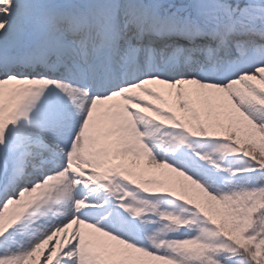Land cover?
I'll list each match as a JSON object with an SVG mask.
<instances>
[{"label": "rangeland", "instance_id": "rangeland-1", "mask_svg": "<svg viewBox=\"0 0 264 264\" xmlns=\"http://www.w3.org/2000/svg\"><path fill=\"white\" fill-rule=\"evenodd\" d=\"M251 3L253 5L249 7L248 15L252 13L255 4L262 3V0H252ZM199 18L206 21L204 15ZM105 21L107 22V19ZM207 22H210L209 19ZM254 24L258 30L264 28L261 19H255ZM245 57L247 59L241 65L236 86L226 90L210 88L197 92L195 84L200 81L196 80L191 89L181 90L180 96L175 97L177 109L181 110L190 124H198L199 131L211 127L207 122L213 124L225 118H228L231 124L241 125L240 119L246 115L240 102L243 95L259 91L264 103V49L258 53L247 51ZM229 97L235 101L232 106L225 104ZM54 100L57 98L54 97ZM54 107L55 104L52 109ZM229 107H232L233 113L229 112ZM141 111H147L150 115L152 106L145 105ZM258 118L255 123L259 130L263 131L264 109ZM147 129L151 133L149 140H152L154 146L159 145L155 141V130L150 124ZM175 138L171 133H167L164 149H158V157L153 154L148 158L143 151V145L133 154L126 152L124 146L120 147L122 157L119 172L122 176L130 179V175L134 174V182H140L146 189L153 188L155 193L166 190V194L158 200L155 208H144L145 212L141 217L143 222L139 224L143 235L132 247H129V241L123 238L120 232L118 236L112 234L115 232H110L112 235H108L107 241L101 242L100 248L87 262L78 263L76 253L72 251L70 261L73 264H219L212 254H209V246L225 239L222 228L231 225L233 222L230 221L238 218L241 210L251 206L252 191L247 179L250 171L241 170V162L235 157L220 159L203 148H198L197 158H194L187 153L188 145L185 143L189 142ZM174 141H179V144ZM131 157H134V160ZM189 160L193 163L200 162L198 169L191 167L195 175H192L190 169L192 164L186 166ZM125 168L130 171L128 175ZM195 181L200 186L194 192ZM204 190L213 191V195L221 201L218 209L224 213L217 212L219 225L196 213L194 193L205 195ZM26 198L25 194L18 206H11L15 217L10 216L9 207L3 211L4 215H0V218H6V224L0 228V264H32V260L28 258L30 242L26 243L27 237L33 235L32 231L20 229L27 220H32H20L21 206ZM46 216L51 217L50 214ZM10 225L12 230L8 231L7 227ZM132 228L130 225L128 230L131 231ZM118 229L127 228L123 224ZM231 241L236 243L233 238Z\"/></svg>", "mask_w": 264, "mask_h": 264}, {"label": "trees", "instance_id": "trees-1", "mask_svg": "<svg viewBox=\"0 0 264 264\" xmlns=\"http://www.w3.org/2000/svg\"><path fill=\"white\" fill-rule=\"evenodd\" d=\"M250 130L249 136H237L245 151L254 157L256 161V170L258 171L257 181H253L255 187L254 199L255 202L252 208H248V212H244L237 223L232 227L227 234L232 235L238 240L240 248L238 256L230 257L222 255L219 259L222 264H232L238 260V264H246L255 262L256 264H264V216H260L259 212L264 209V135L252 133ZM257 223V224H255ZM263 232V239L253 240L250 226ZM260 228V229H259ZM237 247V246H236Z\"/></svg>", "mask_w": 264, "mask_h": 264}, {"label": "bare ground", "instance_id": "bare-ground-1", "mask_svg": "<svg viewBox=\"0 0 264 264\" xmlns=\"http://www.w3.org/2000/svg\"><path fill=\"white\" fill-rule=\"evenodd\" d=\"M20 44H21V42H20L19 40H16V39H15L14 41L4 43V45H6V47H8V48H12L14 45L20 46ZM72 81L75 82V79H72ZM81 99H83V97H82V96H79V98H78V102H79ZM79 107H80V106H79ZM41 193H42L41 188H36L35 191H34V198H38L39 195H40ZM34 209L36 210V213H37V214H38V211L41 210V208H39V207H38V208L36 207V208H34ZM30 212H31V211H30ZM32 213H33V211H32ZM35 219L38 221L37 218H35ZM65 219H66L65 215H64L63 213H61V214L59 215L58 221H59V222H64ZM44 227H45V225H43V227H41L40 229H43V230H44V229H45ZM83 238H85V236H84ZM102 240H103V239H102ZM90 242H92V243L86 247V253H87L88 255H92V254L94 253V251L97 249V245H98V243H97V241H96L95 238H92V239L90 240ZM49 251H50V250H47L46 254L49 253Z\"/></svg>", "mask_w": 264, "mask_h": 264}]
</instances>
